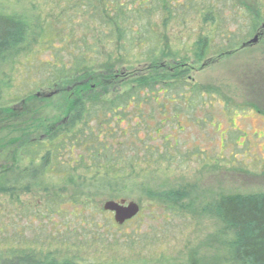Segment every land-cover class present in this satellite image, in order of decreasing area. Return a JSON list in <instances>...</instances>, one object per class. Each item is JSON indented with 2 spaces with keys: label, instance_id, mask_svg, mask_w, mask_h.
Wrapping results in <instances>:
<instances>
[{
  "label": "trees",
  "instance_id": "obj_1",
  "mask_svg": "<svg viewBox=\"0 0 264 264\" xmlns=\"http://www.w3.org/2000/svg\"><path fill=\"white\" fill-rule=\"evenodd\" d=\"M152 1L52 0L44 16L36 3L22 12L0 13V69L15 65L20 57L41 56L47 47L52 59L44 66L49 73L42 75V85L55 86L67 97L65 121L45 129L43 140L39 135L20 142L28 165L13 181L6 180L0 193L53 188L60 191L54 195H61L73 187L71 201L79 212L75 216L91 210L92 218L109 213L97 207L100 199L124 200L138 191L153 196L148 186L135 183L137 172L148 159L153 165L162 161L155 162L157 153H139L137 131L142 127L148 132L149 121L157 135L167 124L190 118L202 96L212 92L194 84L188 66H205L213 56L222 58L243 48L260 29L262 12L238 10L236 0ZM226 12L232 15L228 18ZM156 14L160 25L152 24ZM239 18L248 22L244 36ZM198 20L202 26L194 51L183 54L186 44L179 41L174 48L165 30L178 23L193 29ZM230 26L237 31L231 32ZM35 97L22 103L34 102ZM171 139L163 136L165 148ZM160 197L178 199L172 193ZM55 199L63 201L61 196ZM210 215L225 226L221 242L227 264H264V193L220 195ZM0 264L79 263L17 256L1 259ZM190 264L200 263L192 259Z\"/></svg>",
  "mask_w": 264,
  "mask_h": 264
},
{
  "label": "rangeland",
  "instance_id": "obj_2",
  "mask_svg": "<svg viewBox=\"0 0 264 264\" xmlns=\"http://www.w3.org/2000/svg\"><path fill=\"white\" fill-rule=\"evenodd\" d=\"M236 1L238 10L258 4ZM35 3L42 16L50 12L52 0H0V13L22 12ZM239 23L245 26L244 36L248 22L239 18ZM152 24L160 25L157 14ZM193 26L178 23L165 30L174 48L179 41L186 44V55L194 51L202 22ZM234 30L236 26H230ZM44 49L41 56L20 57L15 65L0 69V188L28 165L20 142L39 135L43 140L45 129L65 121L67 97L55 86L42 85V75L49 73L44 66L52 59ZM212 58L205 66H188L194 84L212 92L202 96L190 118L167 124L158 130V138L149 121L148 132L133 127L140 138L139 153H157L155 162L162 161L153 165L148 159L137 172L135 183L148 186L152 197L138 191L123 198L140 207L137 217L123 226L110 212L92 218L90 210L76 217L73 187L61 195H54L60 191L53 188L0 193V260L31 256L79 264H190L192 259L227 264L221 242L225 226L210 215V206L220 195L264 193V39ZM30 95L36 96L34 102L22 103ZM165 135L173 137L167 148ZM171 193L178 196L174 202L160 197ZM55 196L63 197L62 203ZM119 200L103 198L97 207L102 210L106 202Z\"/></svg>",
  "mask_w": 264,
  "mask_h": 264
},
{
  "label": "water",
  "instance_id": "obj_3",
  "mask_svg": "<svg viewBox=\"0 0 264 264\" xmlns=\"http://www.w3.org/2000/svg\"><path fill=\"white\" fill-rule=\"evenodd\" d=\"M257 39L255 38L251 42H248L243 47L253 44ZM103 209L106 212L114 214V220L117 224L123 225L128 221H131L137 217L140 213V207L133 203L127 202L126 200L119 201H108L104 204Z\"/></svg>",
  "mask_w": 264,
  "mask_h": 264
},
{
  "label": "flooded vegetation",
  "instance_id": "obj_4",
  "mask_svg": "<svg viewBox=\"0 0 264 264\" xmlns=\"http://www.w3.org/2000/svg\"><path fill=\"white\" fill-rule=\"evenodd\" d=\"M262 2H263L262 4H255V6H251V8L245 7V10H244L246 12H253V11H261L262 12L261 27L259 30H256L253 38L251 40H249V41H252L256 38L257 40L254 43H258L264 39V20H263L264 19V1L262 0Z\"/></svg>",
  "mask_w": 264,
  "mask_h": 264
}]
</instances>
